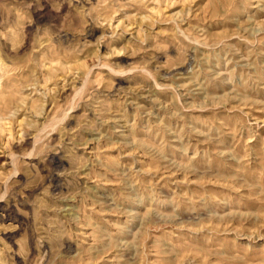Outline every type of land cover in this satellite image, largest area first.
<instances>
[{"label":"rangeland","instance_id":"obj_1","mask_svg":"<svg viewBox=\"0 0 264 264\" xmlns=\"http://www.w3.org/2000/svg\"><path fill=\"white\" fill-rule=\"evenodd\" d=\"M0 264H264V0H0Z\"/></svg>","mask_w":264,"mask_h":264}]
</instances>
